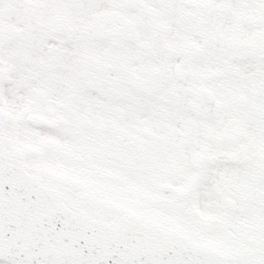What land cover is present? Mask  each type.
Here are the masks:
<instances>
[{
    "label": "snow or ice",
    "instance_id": "obj_1",
    "mask_svg": "<svg viewBox=\"0 0 264 264\" xmlns=\"http://www.w3.org/2000/svg\"><path fill=\"white\" fill-rule=\"evenodd\" d=\"M0 264H264V0H0Z\"/></svg>",
    "mask_w": 264,
    "mask_h": 264
}]
</instances>
